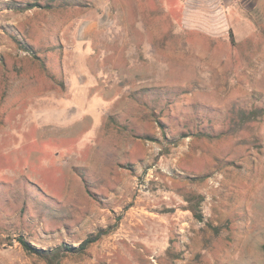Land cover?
Wrapping results in <instances>:
<instances>
[{
  "label": "rangeland",
  "instance_id": "374dc122",
  "mask_svg": "<svg viewBox=\"0 0 264 264\" xmlns=\"http://www.w3.org/2000/svg\"><path fill=\"white\" fill-rule=\"evenodd\" d=\"M220 1L0 0V264H264V0Z\"/></svg>",
  "mask_w": 264,
  "mask_h": 264
},
{
  "label": "crops",
  "instance_id": "0c3cea01",
  "mask_svg": "<svg viewBox=\"0 0 264 264\" xmlns=\"http://www.w3.org/2000/svg\"><path fill=\"white\" fill-rule=\"evenodd\" d=\"M228 1L230 2V0H225L226 3ZM183 5L185 7V22L197 25V27L209 28V26H205L206 24H204L205 21L209 20L208 22L214 25L215 30L216 26H218L216 24L224 27L227 24L225 20L220 21L225 14L221 10L220 0H184ZM207 14L212 17H205Z\"/></svg>",
  "mask_w": 264,
  "mask_h": 264
},
{
  "label": "trees",
  "instance_id": "16d2710c",
  "mask_svg": "<svg viewBox=\"0 0 264 264\" xmlns=\"http://www.w3.org/2000/svg\"><path fill=\"white\" fill-rule=\"evenodd\" d=\"M250 115H254V111H251L250 113H249ZM94 239H89V238H87V239H84V241L80 244V245H78V246H76V247H72V246H70V245H65V247H66V249H68V250H70V251H73V252H77V251H81V250H83L90 242H92ZM23 244L26 246V248H28V249H31L33 252H36V253H38V254H44V252L45 251H42V250H40V249H36V248H34V247H31L30 245H28L26 242H23ZM263 247H264V245H263Z\"/></svg>",
  "mask_w": 264,
  "mask_h": 264
}]
</instances>
